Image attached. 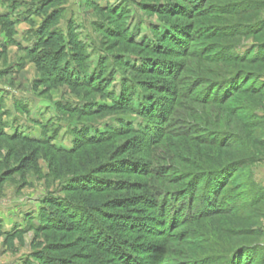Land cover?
<instances>
[{
	"label": "rangeland",
	"instance_id": "374dc122",
	"mask_svg": "<svg viewBox=\"0 0 264 264\" xmlns=\"http://www.w3.org/2000/svg\"><path fill=\"white\" fill-rule=\"evenodd\" d=\"M262 18L264 0H0V264L29 262L52 236L74 243L79 234L40 231L42 205L100 161L111 190L92 196L122 199L138 224L115 234L134 245L126 264H264ZM229 72L235 81L218 84ZM123 123L133 133L70 155L52 148L72 149L74 129ZM44 132L47 145L11 140ZM112 206L96 215L101 231L126 212Z\"/></svg>",
	"mask_w": 264,
	"mask_h": 264
},
{
	"label": "trees",
	"instance_id": "16d2710c",
	"mask_svg": "<svg viewBox=\"0 0 264 264\" xmlns=\"http://www.w3.org/2000/svg\"><path fill=\"white\" fill-rule=\"evenodd\" d=\"M99 8V7H95ZM105 11H110L109 7L106 8ZM104 11V12H105ZM52 15V14H50ZM51 16H47L45 22L50 19ZM258 25H262L264 28V18L258 21ZM103 27V26H101ZM262 28V29H263ZM42 29V28H41ZM103 32H106V28L98 29ZM261 31V30H260ZM259 32V31H258ZM55 35L47 34L45 36L39 37L36 36V44L30 50H26L29 55L36 54L37 52H41L43 48H46L49 43V39H52ZM52 37V38H51ZM9 42L11 44L14 43V40L9 38ZM264 47V42L258 44V46L254 49H259ZM48 48V47H47ZM58 49L52 50V55H56ZM59 54V53H58ZM257 52L251 55V57H256ZM57 58V57H56ZM53 58V59H56ZM62 59V56L60 55ZM61 59H56L55 64H52L54 70H58L64 72L66 78H73L70 71H68L69 66L68 64H60ZM54 61V60H53ZM260 62L264 63V60H260ZM68 66V68H67ZM67 68V69H66ZM45 70H42V72ZM50 73V72H49ZM45 74V73H44ZM47 75L48 71L46 72ZM229 75L226 77H221L218 84L228 83L231 85L236 79L237 72H229ZM84 76L82 75L77 79V81H82ZM74 79V78H73ZM77 81H71L74 84H78ZM72 84V83H71ZM233 87V86H232ZM264 88V85H262ZM216 89V86H215ZM234 89V88H233ZM244 89V88H243ZM242 89V90H243ZM214 90V89H213ZM242 90L236 89L235 91H230L227 93L225 98V102L227 99L235 93H239ZM262 90H260L261 92ZM257 92V93H260ZM111 94V93H108ZM216 97H213V99ZM43 128V126H42ZM84 128L74 129L72 131L73 139V148L70 150H64L58 148L57 146H53L54 150L58 153H62L64 155H70L78 151V149L83 146H98L103 144L104 140L108 139L110 135L118 136L125 133H133L135 130L133 127L129 126L128 124H120L117 128H110L105 130L106 132L100 133L98 131H94V128ZM111 137V136H110ZM10 139L9 137H6ZM31 137L23 136L18 134L11 138V140H16L17 142L22 143H32V144H40V145H47L51 143V138L49 133L44 132L43 137L38 139H30ZM77 147V148H76ZM116 152V148L112 151L108 152L109 159H111V155H114ZM29 158V157H28ZM28 158L22 157L19 160L20 167L22 170L27 169L30 163H35L34 156H32L29 160ZM122 163V162H121ZM106 162H98L97 166H87L82 165V169L78 170L74 176H71L69 180H67L66 188L63 190L65 193L70 194L67 197L63 198H48L43 205L42 211L40 214L41 219V229L42 232L53 231L54 233H63L64 236L57 237L59 240L79 234L78 238L76 237L73 244H69L70 246H65L63 242L55 240L56 236H52L50 238L52 242L48 244V249L45 251H40L34 254L31 257L29 262L25 264H80L79 262H75L78 257H82L83 254L78 252H82L85 250H90V254L88 256V260H91V264H126L127 258L129 256L134 255V252L127 255L126 248H130L132 251L134 248L133 244L127 243L122 240H118L115 234L127 232H134L135 229L138 231V224L137 221L131 218V214L129 213L130 210H126L128 205L122 201V199H118L115 201L114 204H109L106 200L98 197H93L92 193H103L109 192L110 188H104L102 182H104L103 178L97 176L99 171L103 170V168H107L108 164ZM94 165V164H92ZM111 181H109L110 183ZM108 183V182H107ZM70 187V188H69ZM79 195V197H75ZM120 209L126 211L123 214H109L106 223L107 227L106 230L103 229L102 231L99 229L101 227L95 224L96 215L102 213L103 209L106 207L107 209L113 208L112 205H119ZM106 209V210H107ZM97 221V220H96ZM132 229V230H131ZM110 230V232H108ZM69 235V237H67ZM82 245V246H79ZM142 248L145 246L140 245ZM70 249H74L73 253H68ZM47 253V254H46ZM54 253L55 256H52Z\"/></svg>",
	"mask_w": 264,
	"mask_h": 264
},
{
	"label": "crops",
	"instance_id": "0c3cea01",
	"mask_svg": "<svg viewBox=\"0 0 264 264\" xmlns=\"http://www.w3.org/2000/svg\"><path fill=\"white\" fill-rule=\"evenodd\" d=\"M38 125L42 126V121H40ZM18 128H19L20 130H23V131L26 130V129L28 130V128H26L25 125H23V127L20 126V127H18ZM33 138L38 139L37 136H34Z\"/></svg>",
	"mask_w": 264,
	"mask_h": 264
}]
</instances>
